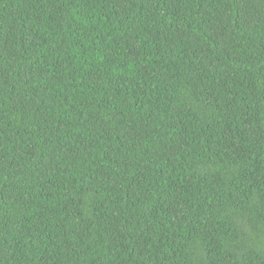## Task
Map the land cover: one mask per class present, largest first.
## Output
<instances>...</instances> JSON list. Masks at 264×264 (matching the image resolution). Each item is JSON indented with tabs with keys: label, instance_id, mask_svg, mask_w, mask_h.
Returning <instances> with one entry per match:
<instances>
[{
	"label": "trees",
	"instance_id": "trees-1",
	"mask_svg": "<svg viewBox=\"0 0 264 264\" xmlns=\"http://www.w3.org/2000/svg\"><path fill=\"white\" fill-rule=\"evenodd\" d=\"M0 264H264V0H0Z\"/></svg>",
	"mask_w": 264,
	"mask_h": 264
}]
</instances>
